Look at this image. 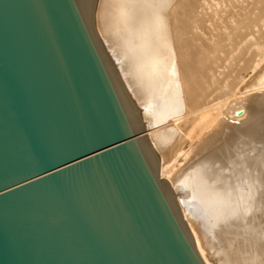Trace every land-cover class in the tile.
<instances>
[{"label":"water","instance_id":"obj_1","mask_svg":"<svg viewBox=\"0 0 264 264\" xmlns=\"http://www.w3.org/2000/svg\"><path fill=\"white\" fill-rule=\"evenodd\" d=\"M97 0H0V264H207Z\"/></svg>","mask_w":264,"mask_h":264},{"label":"bare ground","instance_id":"obj_2","mask_svg":"<svg viewBox=\"0 0 264 264\" xmlns=\"http://www.w3.org/2000/svg\"><path fill=\"white\" fill-rule=\"evenodd\" d=\"M194 1L97 0V33L206 263L264 264V0H205L187 44Z\"/></svg>","mask_w":264,"mask_h":264},{"label":"rangeland","instance_id":"obj_3","mask_svg":"<svg viewBox=\"0 0 264 264\" xmlns=\"http://www.w3.org/2000/svg\"><path fill=\"white\" fill-rule=\"evenodd\" d=\"M197 0H195L194 1V4H193V6L194 7H192L191 9H190V11H186L187 13H186V16L189 18V22L186 20V25L188 26H186V38L188 39V40H186V43L187 44H189L190 43V40H192L191 42L192 43H194L195 42V40L197 41L198 40V43L196 42V43H194V44H209V43H211V40H210V38H209V36H210V34L212 33V32H216L215 31V29L213 30V25H211V27H210V22H205V24L207 25L205 28H206V30H201L200 31V33H197L196 32V35H195V31H194V23L193 24H191L192 22H193V20L195 19V17L197 16V17H201V18H204L205 17V15H203L202 13L204 12V9H203V7L204 6H201V5H204V3H205V0L204 1H198L197 3ZM201 4H200V3ZM204 2V3H203ZM198 4V5H197ZM200 4V5H199ZM197 6H199V7H197ZM194 8V9H193ZM198 8H200V10L198 11L197 9ZM194 11H193V10ZM191 10H192V12H193V14L195 15V13H196V15H195V17L193 16V14L192 13H190V14H188L189 12H191ZM203 10V11H202ZM196 11V12H195ZM206 11H209V9H207ZM198 12V13H197ZM202 12V13H201ZM197 14H199V16L197 15ZM190 16H192L191 18H190ZM187 17H186V19H187ZM193 18V19H192ZM191 20V21H190ZM191 22V23H190ZM191 24V25H190ZM191 26V27H190ZM209 28V29H208ZM187 31H190V34H189V32H187ZM194 31V32H193ZM203 31H205V32H203ZM211 31V32H210ZM207 33V34H206ZM209 33V34H208ZM191 34L194 36H191ZM191 36V38H189L190 36ZM198 35V36H197ZM204 35V36H203ZM196 36H197V38H196ZM200 37V38H199ZM199 38V39H198ZM201 40H203V41H201ZM189 42V43H188ZM192 43H190V44H192ZM208 71V72H207ZM206 72L209 74L210 72H211V70L210 69H208ZM251 74H252V72H248V73H246L245 74V76H244V78H243V80H244V82L243 81H241L238 85H237V89H239V92H241V90H242V92L244 91V89H246L244 86H245V83H246V81H248L249 79L248 78H250V76H251ZM246 80V81H245ZM243 82V83H242ZM240 84H242V85H240ZM243 84H244V86H243ZM242 87V88H241ZM244 88V89H243ZM240 94V93H239ZM238 94V95H239ZM242 113L243 114V112L242 111H240L239 110V113ZM238 113V114H239ZM240 113V115H242ZM253 115H252V113H250L249 114V116L248 117H246V118H243L242 120H241V123H248V122H251V120L252 119H254L253 117H252ZM239 122V121H238ZM240 123V122H239ZM146 129V128H145ZM147 131V130H146ZM255 131H257L260 135H262V136H264V113H262L261 114V116H260V121H259V125H258V127L255 129Z\"/></svg>","mask_w":264,"mask_h":264}]
</instances>
